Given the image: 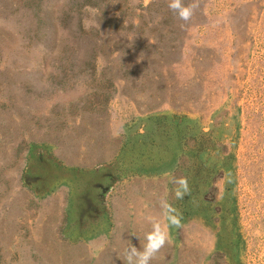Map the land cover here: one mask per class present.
<instances>
[{
  "label": "rangeland",
  "instance_id": "obj_1",
  "mask_svg": "<svg viewBox=\"0 0 264 264\" xmlns=\"http://www.w3.org/2000/svg\"><path fill=\"white\" fill-rule=\"evenodd\" d=\"M0 0V264H264V0Z\"/></svg>",
  "mask_w": 264,
  "mask_h": 264
},
{
  "label": "clouds",
  "instance_id": "obj_2",
  "mask_svg": "<svg viewBox=\"0 0 264 264\" xmlns=\"http://www.w3.org/2000/svg\"><path fill=\"white\" fill-rule=\"evenodd\" d=\"M169 7L173 8V9L180 8L181 10L179 12V15L182 19L186 20L188 18V16L190 15L191 9L190 8H181L178 0H174V2L169 5Z\"/></svg>",
  "mask_w": 264,
  "mask_h": 264
}]
</instances>
